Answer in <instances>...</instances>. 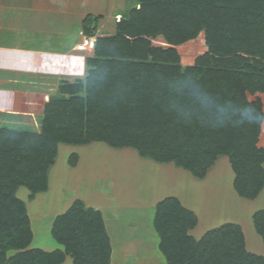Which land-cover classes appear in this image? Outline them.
<instances>
[{
	"label": "trees",
	"instance_id": "16d2710c",
	"mask_svg": "<svg viewBox=\"0 0 264 264\" xmlns=\"http://www.w3.org/2000/svg\"><path fill=\"white\" fill-rule=\"evenodd\" d=\"M133 1L115 34L96 36L93 56L75 59L85 64V78L60 83L39 133L0 128V264H61L65 256L72 264H110L101 215L80 201L52 224L63 251L26 250L31 232L16 191L46 189L58 143L134 149L196 179L226 156L237 195L251 200L261 191L264 0ZM190 43L195 54L183 56ZM251 221L264 246V210ZM196 225L176 198L156 204L153 227L166 264H264L245 249L238 225L195 240L189 232Z\"/></svg>",
	"mask_w": 264,
	"mask_h": 264
},
{
	"label": "rangeland",
	"instance_id": "374dc122",
	"mask_svg": "<svg viewBox=\"0 0 264 264\" xmlns=\"http://www.w3.org/2000/svg\"><path fill=\"white\" fill-rule=\"evenodd\" d=\"M126 1L135 4L133 0ZM125 7L123 8L125 13L132 8L129 5L125 10ZM119 20L121 18L114 19L110 31L100 33L97 37L114 35L115 25ZM196 47L191 43L181 47L184 49L182 50L183 56L195 54ZM93 48L94 46H88L80 51L85 55L82 56L83 61L93 56ZM73 61L75 62L62 59L58 62L49 58L32 56L18 59L15 63L23 69H26L28 64L29 71L41 72L48 68L68 70L70 73L80 75L78 79L71 80V82L66 81V83L73 84L83 80L86 75L85 64L82 66L77 60ZM74 63L77 66L71 67ZM59 86L60 84L57 85V90ZM57 90L51 97L52 99L60 97ZM7 120L10 124L18 122L17 119L0 118V128L19 130L16 126L3 125V122L8 123ZM41 120L24 119L21 121L31 124L33 127L31 132L37 134L40 132ZM80 158L82 162L79 165ZM58 168L65 170L62 173L60 171V175H64L62 178L68 179L69 176L76 179L77 184L74 180L61 184L57 177ZM262 169L264 172V162ZM50 174L51 180H49ZM233 179L234 172L226 156L218 158L202 179H196L188 171L172 163L161 164L140 158L134 149L112 148L103 142H92L87 145L58 143L54 163L47 174L46 189L33 195L24 187L16 191V197L24 205L31 232V241L26 250H40L48 253L63 251V247L51 236L52 224L57 216L65 213L76 201L82 202L86 208L95 210L97 209L90 205L100 206L101 209L108 211L107 213L122 214L130 217L129 220L137 214L149 215L152 212L153 226L156 204L167 197L179 196L184 204L193 205L197 209L195 214L199 218V225L192 232L195 238L208 230L234 221L242 229L249 252L256 255L263 254L264 247L260 237L254 232L251 217L255 212L264 210V185L256 198L248 200L237 195L233 188ZM112 201L115 207L108 208L109 205H113ZM135 223L134 219L125 224L127 228L129 227L130 234L127 232V235L131 238L140 236ZM115 245L112 264H123L122 262L124 264H166L158 247L159 238L157 251L153 248L156 246L155 243L150 245L149 250H124L119 247L118 243ZM14 253L15 251L8 252L7 256ZM61 264H72V260L65 256Z\"/></svg>",
	"mask_w": 264,
	"mask_h": 264
},
{
	"label": "crops",
	"instance_id": "0c3cea01",
	"mask_svg": "<svg viewBox=\"0 0 264 264\" xmlns=\"http://www.w3.org/2000/svg\"><path fill=\"white\" fill-rule=\"evenodd\" d=\"M129 5L133 8L135 4H130L126 0H0V118H12L18 121L10 124L7 120L8 123L3 122V125L16 126L18 131L31 132L33 129L31 124L21 120L40 121L45 103L55 95L57 85L80 78V75L76 73L56 68H53V71L49 69L41 72L29 71L27 64V67L24 66L26 69L22 67L20 69L19 64L15 63L16 60L32 56L49 58L58 62L62 59L70 62L82 59L85 55L80 53L77 46L82 44L84 38L90 36L86 30L95 38L100 33L110 31L114 19L122 18L126 14L124 6L127 10ZM73 66L77 64L74 63L71 67ZM80 162H82L81 158L78 160L79 165ZM78 164L77 167H79ZM58 169L57 177L61 184L74 180L68 176V172H66L68 179L62 178L64 175L60 174L65 170ZM49 180H51V174ZM74 181L77 184V180ZM176 199L183 207L195 214L197 209L193 205L184 204L179 196H176ZM112 204L108 208L115 207L113 201ZM90 206L99 210L101 215L110 243V264H112L117 243L124 250H149V247L155 243L156 246L153 248L157 251L158 238L152 226V212L149 215L137 214L129 220L130 217L122 214L107 213L108 211L101 209L100 206ZM195 216L197 225L189 232V235L198 240L202 235L198 238L192 235L199 225V218L196 214ZM134 219L137 232L140 234L138 238L127 235L129 227L127 228L125 224ZM227 223L240 227L234 221ZM244 243L245 249L249 252L245 237ZM258 256L264 257V253Z\"/></svg>",
	"mask_w": 264,
	"mask_h": 264
},
{
	"label": "built area",
	"instance_id": "2783aa9c",
	"mask_svg": "<svg viewBox=\"0 0 264 264\" xmlns=\"http://www.w3.org/2000/svg\"><path fill=\"white\" fill-rule=\"evenodd\" d=\"M95 44V37L90 36V37H86L82 40V44H80L79 46H77V49L79 51H82L85 47H93Z\"/></svg>",
	"mask_w": 264,
	"mask_h": 264
},
{
	"label": "clouds",
	"instance_id": "9594fccd",
	"mask_svg": "<svg viewBox=\"0 0 264 264\" xmlns=\"http://www.w3.org/2000/svg\"><path fill=\"white\" fill-rule=\"evenodd\" d=\"M249 115H250V113H249Z\"/></svg>",
	"mask_w": 264,
	"mask_h": 264
}]
</instances>
